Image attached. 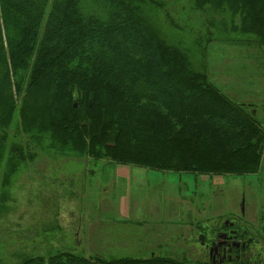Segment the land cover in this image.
I'll use <instances>...</instances> for the list:
<instances>
[{
	"label": "trees",
	"instance_id": "trees-1",
	"mask_svg": "<svg viewBox=\"0 0 264 264\" xmlns=\"http://www.w3.org/2000/svg\"><path fill=\"white\" fill-rule=\"evenodd\" d=\"M154 0H0V125L20 124L94 159L161 171L251 174L264 131L168 41ZM264 51V0H194ZM210 11V12H211ZM264 56V54H263ZM16 264H189L59 252Z\"/></svg>",
	"mask_w": 264,
	"mask_h": 264
},
{
	"label": "rangeland",
	"instance_id": "rangeland-1",
	"mask_svg": "<svg viewBox=\"0 0 264 264\" xmlns=\"http://www.w3.org/2000/svg\"><path fill=\"white\" fill-rule=\"evenodd\" d=\"M195 5L154 0L142 9L264 131V51L253 35L233 31L238 16L221 20L209 5ZM15 106L0 125V264L59 252L107 259L153 253L209 264L197 239L202 227L237 220L241 195L249 222L259 227L264 217V144L258 178L154 170L62 148L22 127L18 98Z\"/></svg>",
	"mask_w": 264,
	"mask_h": 264
},
{
	"label": "flooded vegetation",
	"instance_id": "flooded-vegetation-1",
	"mask_svg": "<svg viewBox=\"0 0 264 264\" xmlns=\"http://www.w3.org/2000/svg\"><path fill=\"white\" fill-rule=\"evenodd\" d=\"M259 171L252 173L255 178L260 177ZM263 184L264 178L260 181ZM256 192L261 191L255 186ZM243 196V212L239 205L238 219H225L215 227H202L203 234L199 233L197 237L201 247L207 253L209 264H264V217H262L259 227H255L244 213V195H241L240 203ZM208 226V225H207ZM258 246L259 251L254 254L251 252L252 247ZM255 258L249 261L247 258Z\"/></svg>",
	"mask_w": 264,
	"mask_h": 264
},
{
	"label": "water",
	"instance_id": "water-1",
	"mask_svg": "<svg viewBox=\"0 0 264 264\" xmlns=\"http://www.w3.org/2000/svg\"><path fill=\"white\" fill-rule=\"evenodd\" d=\"M254 113V112H253ZM240 208H241V211L243 212V196H242V200H241V203H240ZM99 256V255H98Z\"/></svg>",
	"mask_w": 264,
	"mask_h": 264
}]
</instances>
